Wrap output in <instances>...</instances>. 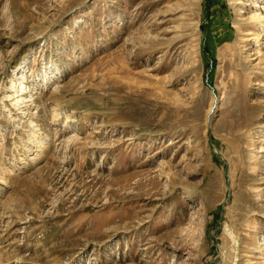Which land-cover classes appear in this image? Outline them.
<instances>
[{
	"label": "rangeland",
	"instance_id": "obj_1",
	"mask_svg": "<svg viewBox=\"0 0 264 264\" xmlns=\"http://www.w3.org/2000/svg\"><path fill=\"white\" fill-rule=\"evenodd\" d=\"M0 264H264V0H0Z\"/></svg>",
	"mask_w": 264,
	"mask_h": 264
},
{
	"label": "bare ground",
	"instance_id": "obj_2",
	"mask_svg": "<svg viewBox=\"0 0 264 264\" xmlns=\"http://www.w3.org/2000/svg\"><path fill=\"white\" fill-rule=\"evenodd\" d=\"M242 4V3H241ZM248 5V4H247ZM244 6V5H243ZM246 6V5H245ZM259 6V5H258ZM251 40V38H249V37H246L245 39H244V42H247V41H250ZM215 102V101H214ZM214 102H213V106H214ZM211 113V110H210V112H209V114ZM68 120V119H67Z\"/></svg>",
	"mask_w": 264,
	"mask_h": 264
}]
</instances>
